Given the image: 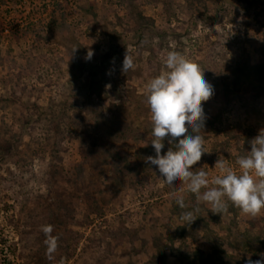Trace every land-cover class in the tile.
I'll return each instance as SVG.
<instances>
[{
  "label": "rangeland",
  "instance_id": "rangeland-1",
  "mask_svg": "<svg viewBox=\"0 0 264 264\" xmlns=\"http://www.w3.org/2000/svg\"><path fill=\"white\" fill-rule=\"evenodd\" d=\"M263 46L264 0H0V264H144L152 237L175 233L171 206L187 191L145 162L147 81L171 49L204 71L213 95L202 105L205 153L191 170L211 180L219 158L236 167L264 129V82L238 83ZM126 51L135 67L123 72ZM93 81L106 93L90 92ZM86 149L98 163L77 175ZM199 203L208 224L187 226L179 253L202 249L207 264L264 253V210L220 215ZM65 247L71 255L58 261ZM175 253L166 250L165 264H188Z\"/></svg>",
  "mask_w": 264,
  "mask_h": 264
},
{
  "label": "clouds",
  "instance_id": "clouds-1",
  "mask_svg": "<svg viewBox=\"0 0 264 264\" xmlns=\"http://www.w3.org/2000/svg\"><path fill=\"white\" fill-rule=\"evenodd\" d=\"M92 56L89 49L85 59L90 60ZM163 62L164 70L147 81L144 89L145 103L151 114L153 138L150 143L155 152L154 156L145 157V162L156 166L166 185L174 186L178 180L185 183L188 192L194 194L198 202L210 205L209 210L214 214L226 212L230 203L244 214L258 215L264 210V129L249 141L250 151L236 158V167L219 158L214 166L218 174L211 180L206 171L191 170L205 153L202 105L212 97L213 86L196 62L175 49L166 52ZM134 67L133 57L126 51L122 71ZM166 138L170 146L162 155ZM176 204L181 209L187 207L182 196L176 197ZM198 211L199 208L182 211L179 219L190 225ZM51 227L42 226V231L48 234ZM260 256L257 261L248 258L246 264H264V253Z\"/></svg>",
  "mask_w": 264,
  "mask_h": 264
},
{
  "label": "trees",
  "instance_id": "trees-1",
  "mask_svg": "<svg viewBox=\"0 0 264 264\" xmlns=\"http://www.w3.org/2000/svg\"><path fill=\"white\" fill-rule=\"evenodd\" d=\"M53 17H51V20H50L51 23L55 22V17L54 18ZM261 54H262V61L254 66L252 72L249 71V73L248 72L245 73V77L244 78L241 77L239 79L238 83H240L242 85H246L248 88L249 87L252 88L254 82H256L257 83L256 86L262 90L261 84L264 82V46L262 48ZM240 72H238V73H240ZM103 85L104 84H102V82H97V81L91 82L89 85L90 92H92L93 94H96L98 96L100 95L101 92L106 93ZM189 133H191V129H189ZM93 146L95 147V142H93ZM169 146L170 145L168 143V138H166L164 141V148L161 150L162 155L164 154V152L167 151ZM146 152H147L146 156H150V155L154 156L155 155V152H154L152 145L147 148ZM32 153L34 154V152H32ZM82 158H83V160L80 163H78L76 166V174L77 175H81L86 170V167L89 166V164H93L92 168L94 169V168H96V164L98 163L97 158L92 159V161H91L92 163L89 161V159H91V158H89V153H88L87 149L82 154ZM21 160L22 161L25 160L23 155H21ZM125 166H128L127 162H126ZM183 199H184V202L187 205V207L185 209H181L176 204V200H174V202L172 203V206H171V214L176 215L179 218L182 211H192L195 208H199V211L195 213V215H197V218L190 225L184 224V222H182L179 219L180 224H178L176 226L174 234H170L169 233V227H167L166 228L167 230L165 231L164 235L158 233L157 235L152 237L151 240H152V246H153V254L144 264H165V261L163 259H164V256L166 254V250L168 248L174 250V252L179 254L177 256L180 258L181 262H187L188 264H192V262H194V261H199L202 264H207V262H208L207 260L209 259V255H205L204 250H202V249L196 248V249H193L191 251H186L185 253H179L180 247H177L176 249L174 248V241L176 239H182L185 237L187 226L194 225L195 221H200V222L202 221L206 226L208 224L207 219L204 217L203 212L200 209V208H202V205L196 200L195 195L188 192V190H187L186 196L183 197ZM95 204H98V202L96 201ZM95 208L99 210L98 206H96ZM95 208H93V209H95ZM209 208H206V209L209 210ZM203 209L204 208H202V210ZM229 209L232 211H235V207L232 206L231 204L229 205ZM90 243L95 244V242H90ZM253 243L256 245V242H253ZM89 246L90 245H88V247ZM254 248L255 249L250 254V256H251L250 258L252 261H257V260L261 259V256L259 253L261 250H260V247L255 246ZM67 250H68V248H66V247L62 249V253H60L57 256L58 261H63L64 258L67 259V257H69L71 255L70 252L67 253L68 252ZM222 259L223 258H220L219 264H227ZM209 263L215 264L213 262V260H210Z\"/></svg>",
  "mask_w": 264,
  "mask_h": 264
}]
</instances>
